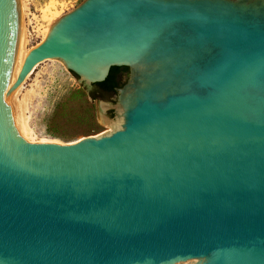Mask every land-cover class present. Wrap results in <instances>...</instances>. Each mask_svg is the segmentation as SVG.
<instances>
[{
  "label": "water",
  "instance_id": "95a60500",
  "mask_svg": "<svg viewBox=\"0 0 264 264\" xmlns=\"http://www.w3.org/2000/svg\"><path fill=\"white\" fill-rule=\"evenodd\" d=\"M25 29L0 0V264H264V0H84L29 52ZM49 59L89 88L127 67L121 127L20 135Z\"/></svg>",
  "mask_w": 264,
  "mask_h": 264
},
{
  "label": "rangeland",
  "instance_id": "374dc122",
  "mask_svg": "<svg viewBox=\"0 0 264 264\" xmlns=\"http://www.w3.org/2000/svg\"><path fill=\"white\" fill-rule=\"evenodd\" d=\"M23 1L27 5L26 21L29 31L26 47L31 49L42 42L43 35L39 29L48 27L50 17L59 13L62 16L84 0ZM32 29L40 35L39 40L29 38ZM126 77L124 74L122 80ZM94 88L68 76L60 61L49 59L40 63L27 77L20 92L13 96V104L20 105L26 99V113L30 116L31 138L34 140L32 142L70 144L88 136L104 135L121 127L122 121L114 115L117 95L94 98L90 93ZM14 100H18L19 104ZM99 100L105 103L102 104ZM15 108L19 109V106Z\"/></svg>",
  "mask_w": 264,
  "mask_h": 264
},
{
  "label": "bare ground",
  "instance_id": "6f19581e",
  "mask_svg": "<svg viewBox=\"0 0 264 264\" xmlns=\"http://www.w3.org/2000/svg\"><path fill=\"white\" fill-rule=\"evenodd\" d=\"M19 1V5H20V9H21V12H22V15H23V19H24V25H25V33H26V35H27V41H28V35H29V31H28V29H27V21H26V15H27V13H26V11H27V5L24 3V1L23 0H18ZM63 16V15H62ZM61 16V13H59V14H57V15H55L54 17H50L49 18V20H50V22H49V25H48V27H46L45 29H42V27H40V32L42 33L41 35H43L42 37V39L44 40L46 37H47V35H48V33L50 32V30H51V27L53 26V24L55 23V22H57L58 21V19L60 18V17H62ZM42 29V30H41ZM39 38H40V35H39ZM42 40V41H43ZM27 45V44H26ZM39 45V44H38ZM32 49V48H31ZM31 49H29V48H27L26 47V51L27 52H29ZM21 88H22V85L19 87V88H17V90H16V92H15V96H17V94L20 92V90H21ZM37 94V93H36ZM25 95V94H24ZM24 95H23V99H24ZM25 98H26V95H25ZM15 99H17V98H15ZM25 100L26 99H24V101H23V103L22 104H20V105H14L13 104V101H12V109H13V115H14V120H15V125H16V128H17V130L25 137V138H27L29 141H31V140H33L32 138H31V134H32V128H31V126H30V124H29V117L30 116H28L27 115V113H26V110H27V107H26V102H25ZM16 100H14V102H15ZM22 101V100H21ZM17 102H19L18 100L16 101V103ZM17 104H19V103H17ZM15 106H19V109L18 108H15ZM116 130V129H115ZM114 131V130H113ZM113 131H111V132H113ZM110 132V133H111ZM34 141V140H33ZM32 142V141H31Z\"/></svg>",
  "mask_w": 264,
  "mask_h": 264
},
{
  "label": "trees",
  "instance_id": "16d2710c",
  "mask_svg": "<svg viewBox=\"0 0 264 264\" xmlns=\"http://www.w3.org/2000/svg\"><path fill=\"white\" fill-rule=\"evenodd\" d=\"M126 72H128L127 67H112L105 81L94 84L95 88L90 91L91 95L94 98H107L106 96L116 94V88L121 87L125 82L122 77Z\"/></svg>",
  "mask_w": 264,
  "mask_h": 264
},
{
  "label": "built area",
  "instance_id": "2783aa9c",
  "mask_svg": "<svg viewBox=\"0 0 264 264\" xmlns=\"http://www.w3.org/2000/svg\"><path fill=\"white\" fill-rule=\"evenodd\" d=\"M29 38H31L32 40L40 39L38 33H36L33 29L31 31V35L29 36Z\"/></svg>",
  "mask_w": 264,
  "mask_h": 264
},
{
  "label": "flooded vegetation",
  "instance_id": "af4514ba",
  "mask_svg": "<svg viewBox=\"0 0 264 264\" xmlns=\"http://www.w3.org/2000/svg\"><path fill=\"white\" fill-rule=\"evenodd\" d=\"M128 74H129V70H128V72H126L125 76H128ZM116 94H117V93H116Z\"/></svg>",
  "mask_w": 264,
  "mask_h": 264
}]
</instances>
